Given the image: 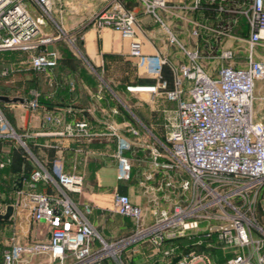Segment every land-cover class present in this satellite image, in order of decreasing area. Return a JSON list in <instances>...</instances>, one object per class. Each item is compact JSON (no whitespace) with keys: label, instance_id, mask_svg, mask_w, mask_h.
<instances>
[{"label":"built area","instance_id":"obj_1","mask_svg":"<svg viewBox=\"0 0 264 264\" xmlns=\"http://www.w3.org/2000/svg\"><path fill=\"white\" fill-rule=\"evenodd\" d=\"M34 1L48 16L49 0ZM142 2L145 13L167 29L168 42L186 57L173 67L174 84L168 89L160 74L167 58L160 53L144 56L135 46L140 66L156 81L126 87L130 93L147 94L148 102L162 98L174 104L164 111V141L149 149L152 170L140 184L150 201L175 199L169 208L153 207L146 223L143 208L127 194L116 193L112 211L132 219L134 227L114 240L105 239L89 219L92 205L73 196L81 193L83 174L35 155L27 144L30 135L17 131L0 105V141L15 139L32 167L16 193L30 219L42 223L48 235L47 242L31 244L16 243L11 236L0 264H17L24 254L41 253L56 264H128L136 256L139 264H168L175 256V264H216L211 253L218 249L224 257L220 264H264V124L253 111L255 93L264 91V56L257 55L264 48V0H191L173 7L166 0ZM159 10L192 23V48L178 41ZM190 11L199 19L190 18ZM93 21L97 29L109 27L132 39L139 26L136 14L121 0H111ZM45 24V16L33 13L26 0H0V52H27L34 71L55 66L58 53L48 45L66 34L60 29L54 36L44 35ZM225 39L246 43L243 64L233 61L235 50L224 46ZM67 40L77 50L76 37ZM22 104L36 106L30 99ZM49 122L61 124V118L46 115L42 124ZM60 132L91 135L85 120L65 122ZM111 134L116 138V177L125 181L131 177L126 155L131 141L114 130ZM157 173L156 184L149 185Z\"/></svg>","mask_w":264,"mask_h":264},{"label":"crops","instance_id":"obj_2","mask_svg":"<svg viewBox=\"0 0 264 264\" xmlns=\"http://www.w3.org/2000/svg\"><path fill=\"white\" fill-rule=\"evenodd\" d=\"M121 1L137 16L139 26L135 39L123 37L109 27H95V16L111 0H49L48 16L34 0H26L27 7L33 13L45 16L44 35L54 36L63 29L66 35L76 37L77 50L70 49L72 53L69 55L77 64L67 65L63 69L61 60H66V54L58 48L57 43H50L48 49L57 50L58 63L38 75L39 79L31 90L33 94L27 95V98L31 96L30 101L33 100L36 106L19 103V110L14 115V127L20 133L30 135L28 142L35 155L42 159L58 160L64 171L83 174L81 193H74L73 196L92 205L89 219L107 240L123 236L134 227L132 219L112 211L116 193L127 194L133 203L140 205L146 223L151 220L153 207L169 208L175 199L174 196L168 202L150 201L140 184L144 173L152 170L149 149L159 141H164V111L174 107V104L162 98L151 103L145 98H135L127 91L126 87L134 82L150 84L156 81L155 75L147 74L140 66L134 47L144 56L160 53L167 58L160 74L167 82L168 89H172L174 84L173 67L186 60L179 46L168 42L166 31L152 16L141 8L135 11L138 2ZM166 1L170 7L183 2L191 4V0ZM128 2L130 5L127 6ZM159 14L164 23L170 25L168 29L179 42L188 48L194 46L188 28L179 27L175 15L169 16L164 10H159ZM188 14L199 16L192 11ZM117 66L122 69L123 75L120 81L115 82L113 72ZM106 84L105 87L110 88L109 93L103 90ZM117 91H121L122 95L116 96L114 93ZM46 115L60 117L61 124L49 122L43 125ZM75 120H85L91 135L71 137L61 134L63 123ZM130 128L136 129L138 134L134 135ZM112 130L131 141V149L126 152L132 165L131 177L125 181L116 177V138L111 134ZM18 153L23 156L22 150L15 145L6 146L1 143L0 162H8L0 167V182L23 173L24 162ZM18 159L19 165H14ZM159 175L155 174L148 184L155 185ZM0 199L10 200L0 206V213L5 212L7 205L13 207L10 234L2 241L4 250L9 248L11 236L16 243L21 244L48 241L47 233L46 239L39 234V230L45 226L30 219L28 209L16 191L7 192L3 189L0 191ZM17 200H20V204L16 203ZM45 254L49 257L48 253ZM37 255L24 254L17 264H27ZM135 258L138 259L137 256ZM107 262L103 261L102 264Z\"/></svg>","mask_w":264,"mask_h":264},{"label":"rangeland","instance_id":"obj_3","mask_svg":"<svg viewBox=\"0 0 264 264\" xmlns=\"http://www.w3.org/2000/svg\"><path fill=\"white\" fill-rule=\"evenodd\" d=\"M135 1L138 2V6L136 7L135 11H139L140 8L141 10L142 9L144 10L143 2H142L143 0H135ZM126 5L127 6L130 5V2H128V4ZM187 15L190 18L199 19V16H193L192 14L191 15L187 14ZM169 16H172V15L169 14ZM175 20L177 21L178 26L181 28L186 27L188 28V30H190L192 27V23L184 20L181 17H175ZM168 25L169 24L167 23L166 26L168 27ZM54 30H55V27H54ZM164 30L167 32V29H164ZM241 30L242 29L239 26L237 29V33L240 34ZM56 34L57 33H55V35ZM68 37H69L68 35H66V37L64 35H61L60 39L58 40L60 43H57V41H55V43H57L58 48L61 51H63V53L67 52L71 54L72 52L70 49H74V48H73V45H71L68 42L67 40ZM225 40L226 41H224L225 42L224 46L225 47L230 46L235 50L233 61L235 63L243 64L246 60V55H247V51L245 48L247 47L246 43H244L243 41H239V40L238 41L236 40L234 42H232L231 39H225ZM75 45H76V41H75ZM259 49H262V50H259L257 52V55L264 56V48L260 47ZM69 54L68 56L65 57L66 60H61V66L63 69H65L67 65L69 66L70 64L72 65L77 64L75 60L70 58ZM27 58H28V53L24 51L0 52V95L7 96L9 98H13V97L27 98V95L35 87V80L39 79L38 75H35L32 69L30 68ZM5 70H6V73L3 74ZM121 71L122 69L119 66H117L115 71L113 72V75L115 76L114 77L115 82L120 81L121 75H123ZM105 86L107 87V84L103 86V90L105 89L106 92L109 93L110 88L107 89ZM110 94L112 95L111 92ZM114 94L116 96L122 95L121 91H117V93H114ZM132 94L135 98H138V99L141 97L148 99V95L144 93H132ZM262 95H264V91L262 90L261 92L259 91L258 93H255L254 101H253V111L256 117L258 118V120L263 122L264 124V100L259 99V97H261ZM19 103L20 102H15V103L0 102V105L4 111V114L6 115L7 119L9 120V122L11 123L13 127H14V115L17 113V110H19L17 109L19 106ZM15 143H16L15 139L6 140L3 142V144L6 146H12V145H15ZM28 143L29 142L27 141V144ZM9 227L10 225L6 224V222H3L2 224H0V244L2 243V241H5V239L9 236L10 234ZM39 234L44 239L47 238L45 228L39 230ZM211 255L214 257L216 264H220L224 261L222 252L219 249L212 252ZM27 264H56V263L51 262L49 260V257L45 253H41V254H38L36 258H32L29 261V263L27 262ZM128 264H137V261L136 260L129 261Z\"/></svg>","mask_w":264,"mask_h":264},{"label":"trees","instance_id":"obj_4","mask_svg":"<svg viewBox=\"0 0 264 264\" xmlns=\"http://www.w3.org/2000/svg\"><path fill=\"white\" fill-rule=\"evenodd\" d=\"M57 43H60L59 41H57ZM63 52V51H62ZM64 54H66V56H68V54L69 53H65L64 52ZM65 56V57H66ZM57 63H58V60H57V62H56V65H57ZM55 65V66H56ZM55 66H53V67H55ZM53 67H49V68H47V69H50V68H53ZM47 69H45V70H43V71H34V70H32L33 71V73L35 74V75H39L40 73H42V72H44V71H46ZM37 81V79L35 80V82ZM2 142H4V141H0V145H1V143ZM13 153V152H12ZM14 153H16V152H14ZM19 154V153H18ZM20 156V160L22 161V162H24V167H23V173L22 174H20V175H17V176H15V177H8V178H6V179H4V180H2L1 182H0V191L1 190H5V191H7V192H14V191H16V189L17 188H19L20 187V185H21V179H22V176L23 177H25V178H29V176H30V172H31V169H32V167H31V165H30V163L25 159V157L24 156H22L21 154H19ZM19 163H20V161H19V159H18V161L16 162V164H14V165H19ZM10 164L12 165V159H10ZM4 169V168H3ZM42 189V186H41V184H38L37 185V187H36V190H41ZM8 201H10L9 199L8 200H6V201H3V200H1L0 199V206L1 205H4L6 202H8ZM8 206H11V205H7V207ZM7 207H6V210H5V212L4 213H0V224H2L3 222H6V224H10V222H11V220H10V216L9 217H4V215H5V213H6V211H7ZM12 214V213H11ZM184 241H186V240H184ZM3 252H4V249H3V247H2V243L0 244V263H1V261H2V258H3Z\"/></svg>","mask_w":264,"mask_h":264},{"label":"water","instance_id":"obj_5","mask_svg":"<svg viewBox=\"0 0 264 264\" xmlns=\"http://www.w3.org/2000/svg\"><path fill=\"white\" fill-rule=\"evenodd\" d=\"M31 98V96H29L27 99L21 98V97H13V98H9L7 96L4 95H0V102H11V103H15V102H20L23 103L24 101H27ZM13 211V207L12 206H8L7 207V211L4 215V217H9L11 215ZM179 259V256H175L171 259L170 263L168 264H175V262ZM152 264H167L165 262H160V261H154Z\"/></svg>","mask_w":264,"mask_h":264},{"label":"bare ground","instance_id":"obj_6","mask_svg":"<svg viewBox=\"0 0 264 264\" xmlns=\"http://www.w3.org/2000/svg\"><path fill=\"white\" fill-rule=\"evenodd\" d=\"M260 100H264L263 98H261Z\"/></svg>","mask_w":264,"mask_h":264}]
</instances>
